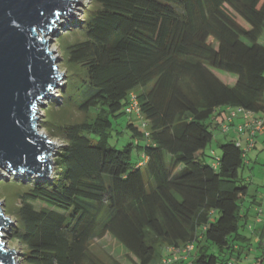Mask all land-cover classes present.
<instances>
[{
    "label": "trees",
    "instance_id": "trees-1",
    "mask_svg": "<svg viewBox=\"0 0 264 264\" xmlns=\"http://www.w3.org/2000/svg\"><path fill=\"white\" fill-rule=\"evenodd\" d=\"M95 2L85 39L61 38L87 94L77 103L67 96L62 108L84 119L46 115L44 127L64 143L55 178L17 193L24 264H107L92 249L106 235L133 264H156L160 246L188 243L193 264H238L251 248L264 264V227L255 243L240 234L248 157L235 140L220 145L219 157L206 154L228 108L264 114V0ZM133 94L145 133L126 113ZM123 115L131 140L119 148L113 120Z\"/></svg>",
    "mask_w": 264,
    "mask_h": 264
},
{
    "label": "water",
    "instance_id": "water-1",
    "mask_svg": "<svg viewBox=\"0 0 264 264\" xmlns=\"http://www.w3.org/2000/svg\"><path fill=\"white\" fill-rule=\"evenodd\" d=\"M77 1L0 0V167L48 179L59 146L40 131L38 106L59 86L58 59L46 37ZM0 202V264H19L4 231L13 220Z\"/></svg>",
    "mask_w": 264,
    "mask_h": 264
},
{
    "label": "rangeland",
    "instance_id": "rangeland-1",
    "mask_svg": "<svg viewBox=\"0 0 264 264\" xmlns=\"http://www.w3.org/2000/svg\"><path fill=\"white\" fill-rule=\"evenodd\" d=\"M74 1V0H71ZM77 5L72 10V16L67 14H60L58 17L59 23H55V29H53L50 34L46 37L51 42V50L55 53V57L58 59L57 65L59 68L60 75L62 76L59 81V86L52 91V95L45 99L38 106V118H39V128L40 131L45 133L58 144L59 148L57 152L64 147V143L53 136V131H49L45 128L46 115L47 118H51V114H55L56 122L58 123H68V122H80L84 119V114L79 112L76 108H62L66 102L67 96L72 97V101L80 102L85 99L87 94L83 93V83L78 78H72L74 70L67 67V62L64 60V47L62 45L61 38H65L64 42L68 44H73L85 39L84 36V26L85 22L94 12L99 9V5L95 0H76ZM264 42V36H263ZM223 77H229L234 79L233 75L220 72ZM82 85V87H81ZM81 87V88H79ZM68 88V93L66 95V90ZM48 108V109H47ZM47 109V110H46ZM129 117L123 115L117 119H114V131L111 144H116L119 148L124 146L128 141H130V131L127 128L129 122ZM236 125L239 126L243 123L242 116L240 119L236 118ZM132 122L140 128L142 132L145 133L143 127V120L137 117L132 118ZM235 127V126H234ZM234 127L232 129H234ZM235 133V132H232ZM236 134V133H235ZM237 135V134H236ZM230 140H234L232 134H228L227 138L218 129L214 130V139L208 146L206 154L209 158L219 157L222 154L221 144L227 143ZM57 152L54 155L52 167V175L48 179H42L38 176H32L27 173H17L12 174L8 170L0 167V202L5 201L3 206L4 213L7 217L13 220L12 231L6 229L4 231V238L7 242L8 250L17 252L18 263L24 264L23 261V251L24 247L15 239L14 232L17 227L16 213L17 208L21 205V201L17 196L20 191H22L20 185L23 183L27 186L35 182V180L52 181L55 178L57 171L56 159ZM247 162L250 166H247L242 172V176L247 184H249V193L244 204V210L249 214L248 225H241L240 234L252 239V242H257L254 237V232L257 227V220L264 221V143H258L256 149H253L251 153H248ZM43 208L42 204H37L36 209L40 210ZM264 227V224L259 226V228ZM168 246H160V259L165 257L167 254ZM95 253L101 258V260L107 264H113V261H117L120 264H133L129 259L125 249L110 235H106L103 239L96 240L92 248ZM247 252V251H246ZM261 256V251L251 248L247 255L242 257V260L238 264H257ZM159 259V260H160ZM235 262V260H234Z\"/></svg>",
    "mask_w": 264,
    "mask_h": 264
},
{
    "label": "built area",
    "instance_id": "built-area-1",
    "mask_svg": "<svg viewBox=\"0 0 264 264\" xmlns=\"http://www.w3.org/2000/svg\"><path fill=\"white\" fill-rule=\"evenodd\" d=\"M126 113L130 115V117L142 119L141 107L135 94L131 96V101L126 109ZM227 114V120L222 124L221 131L224 134L235 132L238 136V139L235 140V144L237 147L244 150L247 157L248 153L256 147L258 134L264 133V114L256 116L239 107L228 108ZM240 116H242L244 121L237 126L235 120ZM144 126L146 127V125ZM233 127L234 129H232ZM146 136H149V133L146 132ZM142 158L143 160L140 162L139 167H143L148 161L146 156H143ZM166 252L167 254L165 257H161L156 264H193L195 243H188L182 247L167 248Z\"/></svg>",
    "mask_w": 264,
    "mask_h": 264
},
{
    "label": "crops",
    "instance_id": "crops-1",
    "mask_svg": "<svg viewBox=\"0 0 264 264\" xmlns=\"http://www.w3.org/2000/svg\"><path fill=\"white\" fill-rule=\"evenodd\" d=\"M228 114L225 112V115H224V119H223V121L225 122L226 120H227V116ZM241 117V116H240ZM240 117L238 118V119H240ZM243 121H244V119H243ZM235 123H236V121H235ZM219 130V129H218ZM232 136H234V140H237L238 139V136L235 134V133H232ZM226 138H227V136H225ZM260 142H262V143H264V133H259L258 134V136H257V143H256V147H255V149L257 148V146H258V143H260ZM253 151V150H252ZM251 153V152H250ZM248 157V156H247ZM247 166H250V164L248 163L247 164ZM247 210V209H246ZM257 227H256V229L255 230H257V229H259V226L261 225H263L264 224V221H261L260 222V220H257ZM247 225H248V221H247Z\"/></svg>",
    "mask_w": 264,
    "mask_h": 264
}]
</instances>
